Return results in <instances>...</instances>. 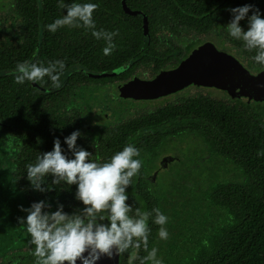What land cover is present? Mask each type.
<instances>
[{
  "label": "flooded vegetation",
  "instance_id": "1",
  "mask_svg": "<svg viewBox=\"0 0 264 264\" xmlns=\"http://www.w3.org/2000/svg\"><path fill=\"white\" fill-rule=\"evenodd\" d=\"M0 4L3 8L13 6L15 26L20 29L18 34L11 33L13 26L3 30L9 40L0 41V47L10 53L23 44L24 30L16 17L15 0H1ZM235 7L239 5L230 9ZM230 9L209 31L201 33L179 24L151 35L146 13L160 10L144 14L127 8L126 13L142 15L145 39L153 40L157 53L181 49L179 59H155L144 54L130 58L111 72L90 71L85 82L78 80L79 75L72 68L61 75L59 89H54L52 83L24 82L26 97L33 88L41 92L45 105L67 121L41 120L38 136L29 123L8 118L0 111V264H34L35 245L31 244L26 225L18 221L28 215L21 205L28 209L43 200L49 205L44 211L54 212L63 205L69 214L79 213L85 207L76 198L75 184L61 181L57 188L53 180L47 179L49 173L40 183L45 191H40L27 179L26 165L32 163V157L48 152L57 137L64 154L74 158L64 138L76 130L82 133L77 147L93 153L92 158L101 162L129 143L140 150V157L133 159H142L143 165L133 178V185L127 188L126 204L132 207L130 216L135 217L138 208L150 214L146 222L150 230L146 232L148 243L146 247L141 244L138 250L129 248L119 255L117 264H128L134 250L137 256L133 264H153L147 259L153 247L158 248L157 258H162L164 264H185L190 258L207 253L215 243L218 245L234 225L231 214L240 218V205L248 204L251 199L248 193L256 191L253 175L261 170L258 143L264 144V88L252 87L255 77L264 72V65L255 62L244 47L234 46L227 32L233 18ZM240 25L247 30L248 18L241 20ZM211 36L216 39L208 38ZM208 43L233 56L246 70L233 87L234 93L215 84L190 81L173 91L146 95L141 84L178 68ZM27 61L33 63L31 59ZM134 81L137 86H128ZM8 84L7 93L15 103L16 91L10 87L11 81ZM212 90L220 93H210ZM55 92L57 101L50 100L49 94ZM8 106L5 103L4 107ZM208 106L236 110L245 122L229 123L247 128L231 136L233 133L223 127L222 121L217 124L209 111L202 116ZM11 111L14 113L16 108ZM184 147V153L178 151ZM156 208L168 217L163 226L155 224ZM160 227L168 231L166 240L158 235Z\"/></svg>",
  "mask_w": 264,
  "mask_h": 264
},
{
  "label": "trees",
  "instance_id": "2",
  "mask_svg": "<svg viewBox=\"0 0 264 264\" xmlns=\"http://www.w3.org/2000/svg\"><path fill=\"white\" fill-rule=\"evenodd\" d=\"M60 0H15L16 17L20 20L24 30L23 44L15 48L14 52L0 47V111L4 116L25 121L33 128L37 135L40 133L41 120L67 121L59 117L54 108L46 106L41 92L32 89V94L25 96V86L15 82V74L9 75L16 65L27 59L41 67L55 65V71H62L61 64L65 65L63 74L74 69L79 75V81L85 82L90 71L111 72L116 70L130 58L141 57L148 54L155 59L169 58L179 59L181 49L174 48L171 51L157 53V45L153 40L146 41L143 33L142 15L134 16L126 13L127 8L146 11L159 9L160 13H146L149 16L150 34L168 28L171 25L183 24L189 29L205 32L219 23L223 13L235 5L243 6L253 4L264 16V0H63L65 5L71 3H96L99 5L94 12L95 30L117 32L112 37L116 48L111 54L106 55L104 48L106 41L103 34L99 39L92 35V29L80 27H60L55 32L48 30L47 25L57 18L66 15V8L61 9L57 5ZM252 12H249L251 15ZM246 31V30H245ZM234 46L244 47L243 41L233 39ZM191 47L188 46L187 50ZM245 50V49H244ZM246 51V50H245ZM257 50L247 53L253 57ZM262 65V64H260ZM8 81L11 88L16 91V100H10ZM4 83V84H3ZM50 76H45L42 84H51ZM20 89V90H19ZM21 92V93H20ZM21 98V99H20ZM50 100L57 101V93L49 94ZM5 103L9 105L4 107ZM11 106V107H10ZM15 107L13 113L11 108ZM211 113L212 119L233 134L243 132L247 126L229 123L245 122L240 119L239 112L231 111L227 107H209L205 112ZM223 120L227 121L224 123ZM259 144L257 149L261 156L258 163L261 170L253 175L256 181V191L248 193L251 199L248 204H241L240 218L231 214L232 228L225 233L223 239L215 243L207 253L187 260L185 264H264V144ZM54 142L50 145L52 151ZM248 152L245 156L248 157ZM32 163L36 162V156L32 157ZM53 180L52 174L47 177ZM57 188V184H54ZM49 190L51 183L48 184ZM55 188L54 194L56 195ZM239 219V220H238Z\"/></svg>",
  "mask_w": 264,
  "mask_h": 264
},
{
  "label": "clouds",
  "instance_id": "3",
  "mask_svg": "<svg viewBox=\"0 0 264 264\" xmlns=\"http://www.w3.org/2000/svg\"><path fill=\"white\" fill-rule=\"evenodd\" d=\"M66 8V15L57 18L47 28L51 32L58 28L81 27L92 29V35L97 39L103 34L106 41L104 53L106 55L116 48L112 37L117 32L95 30L94 12L99 5L96 3H71L65 5L63 0L57 5ZM233 18L227 25L228 34L235 40H242L244 49L248 52L257 50L252 59L264 65V16L253 4L230 9ZM252 14L249 16V12ZM248 18L249 26L245 31L240 21ZM62 71L56 72L55 65L41 67L25 60L16 65L8 74H15V82L23 84L26 80L42 83L45 76H50L52 87L59 89L60 77L63 74L64 64L60 65ZM264 87V84L260 85ZM82 133L73 131L65 137V143L72 151L74 158L64 154L60 139L54 140L52 151L38 155L35 163L26 165L27 179L35 189L45 191L40 183L46 174L54 177L53 184L61 181L68 185H77L76 198L85 206L79 213L69 214L63 210V205L54 212L44 211L45 201L35 202L27 211L25 218H18L21 225H26L27 233L31 237V244L35 245L32 255L34 264H97L102 257L112 258L114 255L122 256L129 248L138 250L141 244L147 246L148 235L146 222L148 212L136 209V216H130L131 205L126 204L128 199L127 188L133 185V178L139 174L143 165L140 150L134 144H127L121 151L114 153L109 160L101 162L93 159V153L84 148L77 147V139ZM155 224L165 225L168 217L158 208ZM107 220L108 223H103ZM158 235L161 239L168 238L166 227H160ZM140 238L134 240L133 238ZM158 248L153 247L148 253V260L153 264H164L162 258H157ZM137 251L129 255L128 264H133Z\"/></svg>",
  "mask_w": 264,
  "mask_h": 264
},
{
  "label": "water",
  "instance_id": "4",
  "mask_svg": "<svg viewBox=\"0 0 264 264\" xmlns=\"http://www.w3.org/2000/svg\"><path fill=\"white\" fill-rule=\"evenodd\" d=\"M245 73L246 70L233 56L219 52L212 44L208 43L195 51L178 68L164 72L153 82H145L141 86L147 92L146 95L149 93L157 95L181 88L188 82L194 81L209 85L215 84L234 93L233 87L238 83L239 76L243 77ZM252 83L253 88L254 86L259 89L264 88L260 86L264 84V72L255 77ZM132 85L137 86L136 81L128 86ZM262 97L264 98V96ZM103 223L107 222L103 221ZM118 258L119 255H114L112 258L104 256L97 261V264H117Z\"/></svg>",
  "mask_w": 264,
  "mask_h": 264
},
{
  "label": "rangeland",
  "instance_id": "5",
  "mask_svg": "<svg viewBox=\"0 0 264 264\" xmlns=\"http://www.w3.org/2000/svg\"><path fill=\"white\" fill-rule=\"evenodd\" d=\"M1 1V0H0ZM14 8L13 6H8L3 8L2 5L0 4V41H8L9 38L7 36V34L3 31V30H8V27H14L15 29H13V31L11 32L12 34L16 32V34H18V32H20L19 27L16 28L15 26V18H14ZM211 38L213 40L216 39L215 36H211L208 37ZM210 93H220L218 90H212L210 91ZM103 94V91L100 90L99 95L101 96ZM186 150V147L184 148H180L178 151L181 153H184Z\"/></svg>",
  "mask_w": 264,
  "mask_h": 264
}]
</instances>
